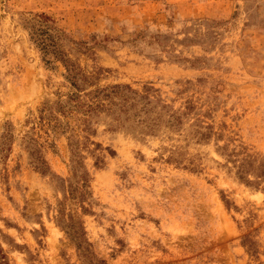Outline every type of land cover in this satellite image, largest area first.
Returning <instances> with one entry per match:
<instances>
[{"label":"rangeland","instance_id":"1","mask_svg":"<svg viewBox=\"0 0 264 264\" xmlns=\"http://www.w3.org/2000/svg\"><path fill=\"white\" fill-rule=\"evenodd\" d=\"M0 264H264V0H0Z\"/></svg>","mask_w":264,"mask_h":264},{"label":"trees","instance_id":"2","mask_svg":"<svg viewBox=\"0 0 264 264\" xmlns=\"http://www.w3.org/2000/svg\"><path fill=\"white\" fill-rule=\"evenodd\" d=\"M72 73H73V71H71ZM75 77V74L72 76V78H74Z\"/></svg>","mask_w":264,"mask_h":264}]
</instances>
